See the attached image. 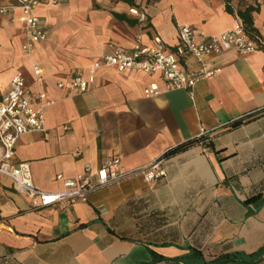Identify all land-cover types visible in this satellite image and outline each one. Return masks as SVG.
<instances>
[{"label": "crops", "instance_id": "obj_1", "mask_svg": "<svg viewBox=\"0 0 264 264\" xmlns=\"http://www.w3.org/2000/svg\"><path fill=\"white\" fill-rule=\"evenodd\" d=\"M246 10L264 41V0H40L33 12L45 39L27 54L19 11L0 15V99L21 73L29 90L53 101L43 108L44 130L14 146L12 162L29 164L36 188L58 191L57 175L73 179L111 157L122 172L158 157L166 170L152 183L134 175L63 209H33L0 174V264H264V51L207 57L221 71L190 91L113 67L98 69L83 93L56 85L114 49L131 51L139 35L172 51L178 25L216 35ZM180 65L195 68L191 56ZM151 83L160 93L145 97ZM191 140L198 142L165 156ZM222 255L229 258L218 262Z\"/></svg>", "mask_w": 264, "mask_h": 264}, {"label": "built area", "instance_id": "obj_2", "mask_svg": "<svg viewBox=\"0 0 264 264\" xmlns=\"http://www.w3.org/2000/svg\"><path fill=\"white\" fill-rule=\"evenodd\" d=\"M40 0H0V15L10 10H18L16 21L24 29V41L21 52L27 54L33 46L45 39V33L40 28L39 19L34 14V8ZM57 4V0H51ZM129 13L137 17L140 23L145 21V13L136 8H130ZM178 44L172 51H167L164 43L155 38L152 44L145 45L141 36L136 37L135 45L131 51L114 49L105 55L99 62L94 63L86 72L73 76L68 81H58V88H69L75 93H83L93 84L95 73L100 68L113 67L119 72L129 70L159 75L165 90L183 89L190 91L199 81L216 76L221 69L207 57L219 55L224 51H235L239 54H252L264 51V41L258 36H250L239 16H235L233 25L216 35H196L190 25L180 24L177 27ZM202 38L197 42L196 38ZM191 56L195 68L184 70L180 60ZM33 73L39 77L40 70L33 66ZM160 90L155 83H151L143 90L145 97L156 96ZM39 101L37 108L32 107L34 99ZM53 104L47 100L45 94L38 90L33 92L25 86L21 73H16L10 81V89L6 96L0 99V174L10 178L14 190L25 195L33 209L42 207H57L63 209L67 205L86 202L89 193L117 183L134 175H141L146 183L166 177V170L162 165V157L151 163L131 171L122 172L119 169L120 161L117 157L106 159L97 169L89 165L84 172L73 179H56L62 181V188L54 192H46L36 188L33 184L29 164L20 162L14 164L15 142L21 135L44 130L43 108ZM200 131L199 136H203ZM206 150V149H205Z\"/></svg>", "mask_w": 264, "mask_h": 264}, {"label": "trees", "instance_id": "obj_3", "mask_svg": "<svg viewBox=\"0 0 264 264\" xmlns=\"http://www.w3.org/2000/svg\"><path fill=\"white\" fill-rule=\"evenodd\" d=\"M124 1H127V0H124ZM248 11L246 10L245 12L239 14L241 20L243 21V24H244V28L246 30V32L250 35V36H253V37H256V33L254 32V30L250 27V21H249V15H248ZM241 122L240 121H237L235 123L232 124V127H236L240 124ZM196 142H198V140H191V141H188V142H185L181 145H178L170 150H168L166 153H165V156H169L171 154H174L176 152H179L181 150H184L185 148L195 144ZM195 254H199L198 251H195ZM229 258V255H222L219 257V259H217V261H222L224 259H227Z\"/></svg>", "mask_w": 264, "mask_h": 264}]
</instances>
